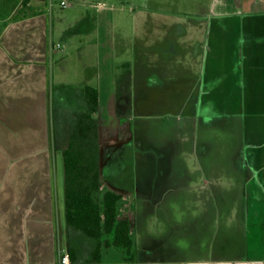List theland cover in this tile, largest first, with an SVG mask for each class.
<instances>
[{
    "label": "crops",
    "instance_id": "0c3cea01",
    "mask_svg": "<svg viewBox=\"0 0 264 264\" xmlns=\"http://www.w3.org/2000/svg\"><path fill=\"white\" fill-rule=\"evenodd\" d=\"M70 1L0 0V264H264V0ZM73 54L88 59L76 96L99 89L103 188L121 194L132 261L117 246L62 261L54 111L80 109ZM170 92L157 143L141 105Z\"/></svg>",
    "mask_w": 264,
    "mask_h": 264
},
{
    "label": "trees",
    "instance_id": "16d2710c",
    "mask_svg": "<svg viewBox=\"0 0 264 264\" xmlns=\"http://www.w3.org/2000/svg\"><path fill=\"white\" fill-rule=\"evenodd\" d=\"M83 92L86 108L54 111L55 136L64 166L68 256L71 263H100L103 249L117 246L124 248L126 259L132 261L135 241L130 221L119 214L121 194L103 188L99 89L86 84Z\"/></svg>",
    "mask_w": 264,
    "mask_h": 264
},
{
    "label": "rangeland",
    "instance_id": "374dc122",
    "mask_svg": "<svg viewBox=\"0 0 264 264\" xmlns=\"http://www.w3.org/2000/svg\"><path fill=\"white\" fill-rule=\"evenodd\" d=\"M125 4L127 6V0ZM172 2V0H159V1H153L150 5L151 8H159L162 11H166L167 9H169V3ZM13 18V17H12ZM159 23V22H158ZM162 24V23H160ZM153 23L149 22L148 23V29H151ZM145 36L146 38L150 36L149 31H145ZM153 36V35H152ZM160 36H163V32H160ZM152 39V37H151ZM167 41H162L161 42V49L162 51L165 50L166 48V44ZM153 48H151L152 50ZM163 54V53H162ZM74 58H77V62H73L68 66V70L65 71V75H64V82L66 84V86H69L71 88H66L65 87V93L66 95H68V99L71 98V96H76V93L74 92L73 89L77 90V87L80 86V84L82 82H84V77L85 74L83 71H80L81 68H83L84 63L80 62V61H85V59H87L86 57H78L76 54H73ZM153 60H159L160 58L156 56V53L154 54V56H151ZM91 59V58H90ZM88 60V59H87ZM92 61V59H91ZM145 66H150V67H155L154 64H146ZM152 70V69H151ZM155 70V69H154ZM96 80V79H94ZM90 82L89 84H93V81H88ZM73 88V89H72ZM139 91L142 92H146L145 90V86L144 85H140L138 87ZM164 94V93H163ZM76 102L77 105L80 106V109H83V107L85 108V100H84V94L83 91L79 94V96H76ZM163 97V101L161 99H159L158 101L154 100L152 102V100H150V102H148L149 97L145 98L144 100H146L147 102H143L142 103V111L143 113H141L142 115V122H138L139 124H143V122H145L146 124V129H148L146 132L148 133V135L151 136L152 140H157V143L161 141V139L157 138L159 135L158 132H161L163 129L164 131L167 130L171 125H172V118L177 116V112H172V92L170 93H166V95H161L160 98ZM151 98V97H150ZM147 104H150V106H147ZM66 107H69L67 110V112H73L74 109H72V107H70L69 105H67ZM74 108V107H73ZM71 109V110H70ZM144 125V124H143ZM150 128V129H149ZM59 143H61V140H59ZM62 144V143H61ZM60 144V145H61ZM56 146V148H58L57 146V140L54 144ZM125 146V145H124ZM126 147H131V145H126ZM132 148L134 151H136L137 146L136 145H132ZM59 149V148H58ZM128 165L129 168H133V163L134 161L128 160L125 161ZM53 178H54V184L57 187L58 184L60 185V187L63 189V185H64V166H63V157H62V153L59 152L58 156L53 160ZM117 179V178H116Z\"/></svg>",
    "mask_w": 264,
    "mask_h": 264
},
{
    "label": "built area",
    "instance_id": "2783aa9c",
    "mask_svg": "<svg viewBox=\"0 0 264 264\" xmlns=\"http://www.w3.org/2000/svg\"><path fill=\"white\" fill-rule=\"evenodd\" d=\"M71 3L70 0H60V6L61 7H67L69 4ZM62 261L67 263L70 262V258L68 255H64V257L62 258Z\"/></svg>",
    "mask_w": 264,
    "mask_h": 264
}]
</instances>
